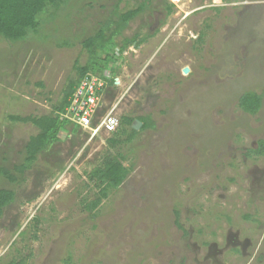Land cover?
<instances>
[{
    "label": "rangeland",
    "instance_id": "374dc122",
    "mask_svg": "<svg viewBox=\"0 0 264 264\" xmlns=\"http://www.w3.org/2000/svg\"><path fill=\"white\" fill-rule=\"evenodd\" d=\"M139 1L64 0L37 35L0 38V166L20 164L38 132L8 115L49 113L88 60L83 40ZM128 38L142 43L113 64L93 125L112 112L155 128L112 147L114 132L71 123L21 182L0 176L16 191L0 264H264V156L246 155L264 139V0H152L116 49ZM249 90L263 95L255 115L238 104ZM108 153L130 173L90 213L89 172Z\"/></svg>",
    "mask_w": 264,
    "mask_h": 264
},
{
    "label": "trees",
    "instance_id": "16d2710c",
    "mask_svg": "<svg viewBox=\"0 0 264 264\" xmlns=\"http://www.w3.org/2000/svg\"><path fill=\"white\" fill-rule=\"evenodd\" d=\"M64 0H0V38L9 42H18L37 35L41 29V17L51 9L57 10ZM152 0H141L137 6L117 12V20L114 23H103L102 26L91 36L83 40L82 45L88 52V60L84 65L75 64L77 77L70 79L63 90L61 100L53 105L52 110L43 115H20L9 114L8 119L12 122L32 123L38 128V132L31 135L25 145V157L20 164H15L12 169L0 166V176L6 178L10 183H19L24 179L27 170L31 169L38 159L39 154L47 150L53 143L59 141L60 133L71 121L62 119L61 115L70 106L71 98L78 87L81 79L88 73H95L104 76L106 71L115 73L113 64L117 63L126 48L132 44L139 45L142 40L136 42L134 39H127L117 49L116 37L125 28L126 24L144 11ZM108 83H114V76L105 77ZM263 103L261 93L249 90L239 97V107L242 111L255 115L259 112ZM135 117L124 115L121 117L119 127L114 131V136L109 138L112 147H116L123 141H132L138 133L132 125ZM143 122L141 130L154 129L155 121L150 115L139 116ZM74 125L72 130L79 129ZM121 136L125 137L122 138ZM246 155L264 156V139H260L256 147L250 148ZM121 153H108L103 157L99 165H96L90 172L89 178L98 187V195L95 199L88 201L85 209L90 213L95 212L101 205L103 199L107 198L110 191L117 189L125 181L130 173V167L123 163ZM16 199L15 189L0 187V218L3 216L6 207ZM176 223L180 226V212L175 211ZM250 215H246L249 218ZM22 231L21 233H23ZM23 257L10 260L9 264H25Z\"/></svg>",
    "mask_w": 264,
    "mask_h": 264
},
{
    "label": "built area",
    "instance_id": "2783aa9c",
    "mask_svg": "<svg viewBox=\"0 0 264 264\" xmlns=\"http://www.w3.org/2000/svg\"><path fill=\"white\" fill-rule=\"evenodd\" d=\"M110 76L112 77V74L109 71H106L104 76L95 73L85 75L71 98L70 106L66 108L61 118H67L72 124L80 128L91 129L93 132L99 129H105L108 132L117 130L120 122L112 112L93 125V119L98 116L103 92L107 85L105 77Z\"/></svg>",
    "mask_w": 264,
    "mask_h": 264
},
{
    "label": "water",
    "instance_id": "95a60500",
    "mask_svg": "<svg viewBox=\"0 0 264 264\" xmlns=\"http://www.w3.org/2000/svg\"><path fill=\"white\" fill-rule=\"evenodd\" d=\"M183 71H184L185 74H187V73L189 72V68H188V67H185V68L183 69ZM142 124H143V122H142L141 120H135V123L133 124L132 127H133L135 130H139Z\"/></svg>",
    "mask_w": 264,
    "mask_h": 264
},
{
    "label": "flooded vegetation",
    "instance_id": "af4514ba",
    "mask_svg": "<svg viewBox=\"0 0 264 264\" xmlns=\"http://www.w3.org/2000/svg\"><path fill=\"white\" fill-rule=\"evenodd\" d=\"M243 244V243H242Z\"/></svg>",
    "mask_w": 264,
    "mask_h": 264
}]
</instances>
